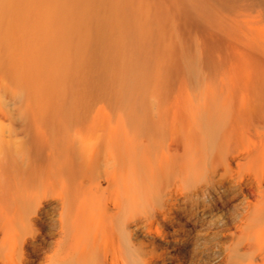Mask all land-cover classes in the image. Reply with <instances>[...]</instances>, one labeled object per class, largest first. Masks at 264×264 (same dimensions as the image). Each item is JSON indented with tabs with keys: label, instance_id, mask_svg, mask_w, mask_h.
Wrapping results in <instances>:
<instances>
[{
	"label": "bare ground",
	"instance_id": "1",
	"mask_svg": "<svg viewBox=\"0 0 264 264\" xmlns=\"http://www.w3.org/2000/svg\"><path fill=\"white\" fill-rule=\"evenodd\" d=\"M0 264H264V0H0Z\"/></svg>",
	"mask_w": 264,
	"mask_h": 264
}]
</instances>
